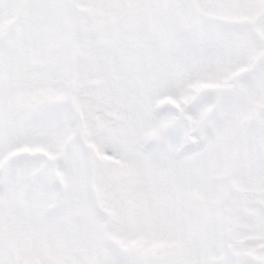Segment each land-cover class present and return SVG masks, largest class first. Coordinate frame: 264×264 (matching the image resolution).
Listing matches in <instances>:
<instances>
[{
  "label": "snow or ice",
  "instance_id": "obj_1",
  "mask_svg": "<svg viewBox=\"0 0 264 264\" xmlns=\"http://www.w3.org/2000/svg\"><path fill=\"white\" fill-rule=\"evenodd\" d=\"M0 264H264V0H0Z\"/></svg>",
  "mask_w": 264,
  "mask_h": 264
}]
</instances>
